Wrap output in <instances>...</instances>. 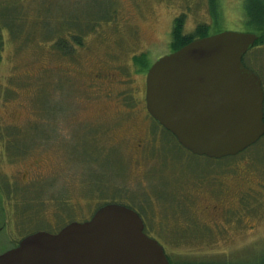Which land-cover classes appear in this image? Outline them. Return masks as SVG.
Listing matches in <instances>:
<instances>
[{
	"label": "rangeland",
	"instance_id": "1",
	"mask_svg": "<svg viewBox=\"0 0 264 264\" xmlns=\"http://www.w3.org/2000/svg\"><path fill=\"white\" fill-rule=\"evenodd\" d=\"M219 1L221 31L252 32L245 0ZM0 7V254L17 238L58 232L119 202L139 213L172 264H264V136L219 160L193 154L155 122L151 149L138 161L127 122L114 129L102 115L108 108L110 116L111 101L88 103V83L71 70L101 62L126 74L135 51L152 65L172 51L184 12L185 34L211 24L209 0H0ZM245 56L264 87V44Z\"/></svg>",
	"mask_w": 264,
	"mask_h": 264
},
{
	"label": "water",
	"instance_id": "2",
	"mask_svg": "<svg viewBox=\"0 0 264 264\" xmlns=\"http://www.w3.org/2000/svg\"><path fill=\"white\" fill-rule=\"evenodd\" d=\"M252 32L222 31L192 40L148 70L150 114L195 155H237L264 136L262 80L243 64ZM142 217L119 203L57 233L39 231L0 255V264H171Z\"/></svg>",
	"mask_w": 264,
	"mask_h": 264
},
{
	"label": "flooded vegetation",
	"instance_id": "3",
	"mask_svg": "<svg viewBox=\"0 0 264 264\" xmlns=\"http://www.w3.org/2000/svg\"><path fill=\"white\" fill-rule=\"evenodd\" d=\"M67 43H69V45L72 47L74 45L73 40L70 37L67 38ZM135 52L132 55L133 57H131L134 58V64H129L125 67L126 74L123 73L124 69L123 71H121L120 69H116L113 67L111 68V66H106L101 62H96L93 65H84L81 66L80 69L73 68L71 70L74 73H72L73 75H76L78 78L85 80L88 83V103L90 101H94L101 105V100L103 98H108L111 101L109 107L112 108V112L110 116L106 117L108 115V108L102 110V115L104 116V118H108L113 123L114 129H116L117 125L122 123L123 121L127 122L129 130L134 136L132 142V146L134 147V159L138 158V161H140L142 160V158H145V156L151 149L153 137L155 136V122H157V126L161 129L162 125H160L158 121L150 114L147 108L146 101L147 74L148 70L154 63L152 65H149L148 59L142 58V56L144 55L143 52ZM65 55L72 57L73 53L66 52ZM146 65L149 66L146 67ZM85 66H87L88 69H84ZM120 66H123V64H121ZM138 110L142 112L140 118L141 122L138 120V112H136ZM133 111L135 112L134 114H132ZM125 114L130 118L124 117ZM139 122L142 128L141 134L137 132L139 128ZM162 130L164 131L166 129L163 127ZM118 131L119 130L114 131L113 138L117 137ZM34 165L38 167L39 163L35 161ZM26 175H28L27 172L22 174V180ZM93 215L87 220H90ZM87 220L80 222H85ZM30 234H27L26 236ZM25 237L19 240L18 245ZM9 249H7L6 251H8Z\"/></svg>",
	"mask_w": 264,
	"mask_h": 264
},
{
	"label": "trees",
	"instance_id": "4",
	"mask_svg": "<svg viewBox=\"0 0 264 264\" xmlns=\"http://www.w3.org/2000/svg\"><path fill=\"white\" fill-rule=\"evenodd\" d=\"M219 2H220L219 0H209V5L212 6L211 8H209V14H210V18L212 20L211 24L210 23L209 24L208 23H203V24L201 23L202 25H200V24L197 25L194 28V31L190 34H185V32H184V30H185L184 24L186 23L185 17L187 15V12H184L183 15L176 18L174 25H173V28H172V32H171L170 47H171L172 51L179 50L184 45L188 44L189 42H191L192 40H194L198 37L199 38L200 37L201 38L206 37L208 35H212V34H215V33H218L221 31L219 25H221L220 21H222V18L220 17V12L218 11ZM245 10H246V15L249 16L248 19H244L246 22L245 26L247 27V30L248 31L252 30V32L255 31L256 34L258 35V40L256 41L255 46H257L258 44L259 45L264 44V0H245L244 11ZM4 11H5V9H4ZM1 12H2V9H1ZM255 24L257 25V29L254 27ZM81 37H82V35L79 34L78 38H81ZM65 40H67V39H65ZM59 42L63 43L61 41H59ZM2 44L3 43H2V39H1V35H0V51H1ZM65 54H66V52H65ZM245 57L246 56H244L243 61H245ZM142 58H146V55L144 54L142 56ZM245 63H246V61H245ZM245 65L247 66V64H245ZM167 132H169V131H167ZM175 140L177 141L176 138H175ZM177 143H178V141H177ZM247 150L243 151L239 155H243V153H245ZM232 157H235V156H229L227 158H232ZM227 158H225V159H227ZM222 159H224V158H222ZM21 202L26 203V200L24 198H22ZM35 204H36V201H35ZM30 223L31 222H29L27 224L29 225ZM27 224H23V225L27 226ZM24 226H22V227H24ZM18 242H19V238H17V240L14 242V245L17 246ZM198 264H212V263H198ZM216 264H240V263L223 262V263H216Z\"/></svg>",
	"mask_w": 264,
	"mask_h": 264
},
{
	"label": "bare ground",
	"instance_id": "5",
	"mask_svg": "<svg viewBox=\"0 0 264 264\" xmlns=\"http://www.w3.org/2000/svg\"><path fill=\"white\" fill-rule=\"evenodd\" d=\"M255 34H256V33H255ZM252 48H253V47H252ZM252 48H251V49H252ZM251 49H250V50H251ZM245 55H246V54H245ZM245 55H244V56H245ZM243 58H244V57H243ZM245 66H246V65H245ZM246 67H247V66H246ZM247 68H248V67H247ZM248 69H249V68H248ZM257 75H258V74H257ZM260 78H261V77H260ZM261 80H262V79H261ZM262 81H263V80H262ZM262 86H263V84H262ZM263 90H264V87H263ZM162 126H163V125H162ZM163 127H164V126H163ZM164 128H165V127H164ZM165 129H166V128H165ZM169 132H170V131H169ZM203 156H205V155H203ZM112 203H119V202H112ZM106 204H108V203H105V204H103L102 206H104V205H106ZM119 204H123V203H119ZM123 205H126V204H123ZM102 206H100V207H102ZM126 206H128V207L131 208V206H129V205H126ZM72 222H74V221H72ZM77 222H80V221H77ZM69 223H71V222H69ZM69 223H68V224H69ZM68 224H67V225H68ZM64 227H65V226H64ZM61 229H62V228H61ZM61 229H60V230H61ZM60 230H59V231H60ZM59 231H58V232H59ZM144 231H145V228H144ZM38 232H39V231H38ZM48 232H50V233H56V232H51V231H48ZM35 233H36V232H35ZM145 233H146V232H145ZM146 234H147V233H146ZM30 235H31V234H30ZM147 235H148V234H147ZM148 236H149V235H148ZM162 246H163V245H162ZM16 247H17V246H16ZM14 248H15V247H14ZM12 249H13V248H12ZM9 250H11V249H9ZM164 250H165V249H164ZM4 253H5V252H4ZM2 254H3V253H2ZM0 255H1V254H0ZM166 255H167V254H166ZM170 262H171V261H170ZM171 264H172V263H171Z\"/></svg>",
	"mask_w": 264,
	"mask_h": 264
}]
</instances>
